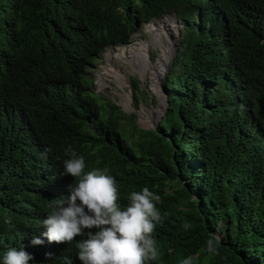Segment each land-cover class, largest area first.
I'll return each instance as SVG.
<instances>
[{
	"label": "trees",
	"instance_id": "16d2710c",
	"mask_svg": "<svg viewBox=\"0 0 264 264\" xmlns=\"http://www.w3.org/2000/svg\"><path fill=\"white\" fill-rule=\"evenodd\" d=\"M174 1L0 0V264L9 245L35 254L29 264H63L65 256L82 264L78 237L43 248L28 242L35 216L21 149L42 139L50 155L71 147L84 158L85 172L107 170L122 209L145 187L161 197L162 222L153 232L160 255L145 264H182L188 257L192 264H264V95L255 105L233 99L222 77L205 70L193 32L168 72V106L153 128H141L135 113L91 92L93 81L82 78V66L97 57L81 35L88 14L97 13L106 30L109 24L134 30L133 15L149 19L178 9ZM229 2L258 28L244 30L245 41H262L253 65L237 55L238 62L264 74V0ZM48 69L71 72L85 85L75 83L61 101L44 91ZM130 83L137 108L147 97L136 76ZM213 238L216 253L207 250Z\"/></svg>",
	"mask_w": 264,
	"mask_h": 264
},
{
	"label": "clouds",
	"instance_id": "9594fccd",
	"mask_svg": "<svg viewBox=\"0 0 264 264\" xmlns=\"http://www.w3.org/2000/svg\"><path fill=\"white\" fill-rule=\"evenodd\" d=\"M177 7L164 9L159 15L146 20L133 15L128 26L134 28L132 31L112 27L111 24L106 30L97 21V13L88 14L82 20L81 35L86 46L95 51L97 57L93 63L82 66L83 80L90 79L86 76L88 67L98 65V70L99 66L104 65L105 62L99 63L102 58L106 60V54L131 41L135 33L152 22L160 25L157 31L159 35L166 33L175 40L171 51L173 54L177 47L175 58L185 38L191 32L195 33L200 38L202 54L207 60L205 67L204 64L201 66L213 77L217 74L222 77L219 82L222 89H226L233 99L248 105L260 102L264 95V74L238 62V56L252 65L259 59L262 41L246 42L244 39V30L255 32L258 29L253 26L252 17L237 14L229 0H177ZM126 35L125 41L118 39ZM90 39L94 40L93 46ZM232 58L237 62H231ZM109 60L112 62V57ZM46 75L44 91L57 93L61 101L70 97L68 93L75 83L84 84L78 77L71 76V72L58 73L48 69ZM92 83L90 91L99 94ZM83 92L86 94V89ZM167 94L164 97L163 113L168 106ZM87 101L84 98V102ZM92 103L96 106L93 98ZM18 116L26 117L23 113ZM21 128L17 126V129ZM21 151L27 159L28 167L26 184L29 188L26 196L35 216L33 224L28 225L29 244L43 248L48 243H71L78 237L77 256L82 264H145L146 260L157 259L160 251L153 232L156 225L162 222L156 207V203L161 201L159 195L145 187L140 192H132L128 204L122 209L116 179L107 170L85 172L84 158L77 156L71 147L65 150L66 153L60 150L61 156L50 155V148L42 139L29 145L24 144ZM64 157L63 163H60ZM28 210L25 208L24 212ZM207 250L216 253V238L207 242ZM33 257L35 254H29L22 246L18 249L9 245L4 250L3 264H29V261L34 260ZM63 264H72V260L65 256ZM182 264H192L191 257L184 259Z\"/></svg>",
	"mask_w": 264,
	"mask_h": 264
},
{
	"label": "rangeland",
	"instance_id": "374dc122",
	"mask_svg": "<svg viewBox=\"0 0 264 264\" xmlns=\"http://www.w3.org/2000/svg\"><path fill=\"white\" fill-rule=\"evenodd\" d=\"M143 27L144 29L132 36L131 41L121 44V47L117 46L119 48L116 51V47L113 51L114 53L109 52L106 54V60L102 58L99 64L105 63L104 65L99 66L98 70V65L88 67V70H86V76L94 80L92 86L96 92L105 98L116 102L122 109L126 110L127 113H135L136 120L139 125L146 127L147 129L154 127L163 113L162 111L165 107L164 97L167 94L163 83L167 71L170 70V66H173L175 54L178 49L177 47L175 48L169 62L166 64L165 46L171 47L173 39L166 33H161L159 35L158 32L156 33L154 31V34L150 29L149 23L145 24ZM153 27L155 26L153 25ZM155 35L159 36V40ZM141 41L148 43V65L157 63L162 66L156 73H152L149 66L146 67L145 70H142L138 66L137 60L133 59L134 57H137L136 53L138 52L136 47L139 48L137 45L141 43ZM110 57H112V62L109 60ZM112 64L114 65L113 67L115 70L120 73L122 82L117 80L115 76H112L105 71V68ZM143 72L144 74H142ZM102 75H104V77L101 79ZM130 76H137L139 78L140 85L145 90V95L147 97L146 100L142 101L141 96H139L141 101L137 108H134L136 103L134 100V92L130 83ZM153 76H156V78ZM124 98L128 99L127 104L123 103Z\"/></svg>",
	"mask_w": 264,
	"mask_h": 264
},
{
	"label": "bare ground",
	"instance_id": "6f19581e",
	"mask_svg": "<svg viewBox=\"0 0 264 264\" xmlns=\"http://www.w3.org/2000/svg\"><path fill=\"white\" fill-rule=\"evenodd\" d=\"M153 25L155 26V27H153ZM149 26H150V29L152 30V32L154 33V31L155 32H157L158 31V29H159V27L158 26H160V25H155V24H153L152 22H150L149 23ZM155 34V33H154ZM156 37H157V39L159 40V36L158 35H155ZM155 37V38H156ZM137 43V42H136ZM169 43V42H168ZM171 43V42H170ZM174 44H175V40L173 39V44H171L170 46L171 47H167V46H165V56H166V63H167V60L169 59V57L171 56V54H172V50H173V48H174ZM136 46V45H135ZM137 46H139V48H137L136 47V49H137V52L138 53H136L137 54V57H134L133 59H135V60H137V64H138V66L142 69V70H145V68L146 67H148L149 66V68L152 70V73H156L157 72V70H160V68L162 67V66H160L159 64H152V65H148V57H147V53H148V50H147V48H148V43L147 42H145V41H141V43H139ZM133 47V46H132ZM162 50H163V47H162ZM161 50V51H162ZM117 51V50H116ZM135 51V50H134ZM132 52V51H131ZM164 52V51H163ZM114 53V52H113ZM132 55V54H131ZM132 60V59H131ZM161 60H163V59H161ZM130 62V61H129ZM105 71L108 73V74H110V75H112V76H115V78L117 79V80H119V81H121V77H120V73L118 72V71H116L115 70V68L113 67V65H109V66H107L106 68H105ZM104 73V72H103ZM102 73V74H103ZM106 73V74H107ZM159 73V72H158ZM107 74V75H108ZM142 74H144V72L142 73ZM98 76H99V74H98ZM104 77V75H102L101 76V79ZM154 78H156V76H153ZM103 81V80H102ZM101 82V81H100ZM122 82V81H121ZM154 83V82H153ZM155 85V84H154ZM158 86V85H157ZM123 103H125V104H127L128 103V99H123Z\"/></svg>",
	"mask_w": 264,
	"mask_h": 264
},
{
	"label": "water",
	"instance_id": "95a60500",
	"mask_svg": "<svg viewBox=\"0 0 264 264\" xmlns=\"http://www.w3.org/2000/svg\"><path fill=\"white\" fill-rule=\"evenodd\" d=\"M122 109V108H121ZM123 111H126V110H124V109H122ZM140 127H142V128H146V127H143V126H140Z\"/></svg>",
	"mask_w": 264,
	"mask_h": 264
}]
</instances>
